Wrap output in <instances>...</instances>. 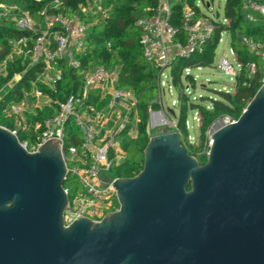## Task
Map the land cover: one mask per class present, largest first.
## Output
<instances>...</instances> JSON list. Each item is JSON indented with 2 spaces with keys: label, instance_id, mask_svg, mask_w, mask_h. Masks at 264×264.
Returning a JSON list of instances; mask_svg holds the SVG:
<instances>
[{
  "label": "water",
  "instance_id": "1",
  "mask_svg": "<svg viewBox=\"0 0 264 264\" xmlns=\"http://www.w3.org/2000/svg\"><path fill=\"white\" fill-rule=\"evenodd\" d=\"M210 137L201 164L159 129L141 171L114 179L118 209L67 223L60 139L30 151L0 125V264H264V84Z\"/></svg>",
  "mask_w": 264,
  "mask_h": 264
},
{
  "label": "trees",
  "instance_id": "2",
  "mask_svg": "<svg viewBox=\"0 0 264 264\" xmlns=\"http://www.w3.org/2000/svg\"><path fill=\"white\" fill-rule=\"evenodd\" d=\"M59 7H50L54 0H0L12 3L21 11H27L38 23L42 22L43 11L49 14L62 13L66 16L78 15L86 24L85 50L76 53L79 66H70L64 59L58 61L61 68V77L55 85L50 86L37 82L38 74L46 69L43 59L33 62L32 49L35 37L32 31L20 30L12 24H0V90L9 84L16 76L19 79L14 82L11 89L0 98V125L12 131H16L21 143H26L28 148L34 144L37 137L47 128V121L54 115L51 105L63 102L70 96L81 97L84 87L85 74L96 67L107 70H118L117 87L133 89L137 96V123L138 136L135 139L127 138L131 123L118 134L121 139L122 149L125 150V159L121 163H112L107 171L111 178L133 177L141 171L144 163V148L149 141L148 125L150 111L161 108L158 101H154L159 95L160 69L153 68L144 57L140 45V32L135 26V21L144 15L153 14L157 0H101V6L105 11H97L94 14L83 13L81 6L93 5L94 0H58ZM171 22L178 29L177 40L185 41L183 31L182 7L187 2L196 11L197 16L205 15L200 7L196 6L197 0H174ZM264 2V0H257ZM243 0H227L223 9V16L228 23L216 22V28L209 41L205 44L203 53L193 54L189 58L176 57L169 65L172 83L178 92L179 116L177 128L181 133L182 143L187 139L188 131L186 120L189 109L197 110L200 117L201 140L206 139L211 126L220 118L230 117L238 119L248 103L261 87L264 59L258 54L251 53L242 43L243 36H250L255 41L264 45V21L250 22L242 11ZM149 8V9H148ZM223 32L231 36V46L236 52L238 62L243 65L242 72L238 75L234 91L213 89L217 98L209 99L211 109L203 105L190 102L184 92L183 76L186 68L213 67L215 65L216 50ZM26 38V44L21 51L16 52L13 41ZM110 44V47H108ZM255 63L256 72L250 74L248 65ZM186 81L195 87V79L191 74H185ZM34 84L51 100L50 106L36 109L35 113L23 114L26 128L17 127V117H9L4 110L13 103L22 102L29 96ZM109 98L101 99L100 89H91L87 98L82 101L83 106L90 105L100 110L106 107ZM36 125H39L36 128ZM64 154L68 153L70 146L77 147L80 151L82 134L70 117L64 126ZM202 146L188 148L187 152L196 157L201 164L206 163L207 154L201 153ZM111 153L110 157H113ZM64 187L68 189V197L71 200L74 193L81 188L76 178L67 177ZM118 208V200H115Z\"/></svg>",
  "mask_w": 264,
  "mask_h": 264
},
{
  "label": "built area",
  "instance_id": "3",
  "mask_svg": "<svg viewBox=\"0 0 264 264\" xmlns=\"http://www.w3.org/2000/svg\"><path fill=\"white\" fill-rule=\"evenodd\" d=\"M212 1H196L197 7L206 6L207 15L202 16H197L195 9L187 2L183 4L184 42L177 40L178 29L171 22L174 0H157L153 14L141 16L135 21V26L140 32L139 41L144 57L153 68L160 69L159 92L163 71L168 69L173 59L176 57L189 58L193 54L203 53L205 44L214 33L216 22L228 23L224 16L222 19L221 17L216 19L219 11L214 7ZM59 4L58 0H54L49 6L57 8ZM86 9L83 13H87ZM94 9L95 6L90 5L87 10ZM98 10L102 11V8L100 7L96 11ZM242 11L245 18L250 22L256 21L257 17L264 18V2L243 0ZM3 22L12 24L17 29L33 32L35 37L32 49L33 62L43 59L46 64L45 71L38 74L37 82L50 86L55 85L61 77V68L58 66V61L61 59H64L70 66H79L75 54L85 50L84 40L87 24L78 15L49 14L44 9L42 22L38 23L31 17L29 12L21 11L17 6L0 5V24ZM224 34L227 33L223 32L221 34L219 45L223 43L222 36ZM241 41L249 52L256 53L264 59V45L261 42L255 41L250 36H243ZM24 44H26V38L12 42L16 52H20ZM108 47H110V44H108ZM228 51L229 53L224 50L217 65L230 77L231 82L236 83L243 65L238 62L236 52L232 46H229ZM248 68L250 74H255L257 69L255 63L249 64ZM196 69L201 70L203 67H197ZM185 73L193 75L192 68H186ZM117 77V70L110 71L101 66L87 72L84 78L82 96L72 95L63 102H57L56 106L51 105L54 109V115L47 121L46 130L37 137L36 142L29 148L26 143H23L28 150L35 151L48 139H60L63 158L67 166V175L70 178H76L81 185V188L74 193L73 198L69 199L65 212L67 223L80 216L100 221L106 213L118 209L115 206L117 193L112 186L115 178H106L104 174L107 173L112 163L119 162L118 158L123 154L121 139L118 134L126 125L130 123L132 125V122L137 127V122L133 121L132 115L135 114L134 119L138 118L136 108L138 100L133 89L117 87ZM261 82L264 84V69ZM95 88L100 89L101 99L109 98L108 105L100 110L94 106H83L82 104L89 91ZM29 96L41 97L47 95L42 93L34 84ZM158 97L161 99L160 93ZM4 113L9 117L15 115L17 117V127L26 128L24 113L19 107L15 105L7 107ZM157 114V112L154 113L152 117ZM197 114L199 117V113ZM70 117L73 118L75 125L82 134V150L70 146L68 153L64 154L63 130ZM225 119L226 124L237 120L230 117H225ZM198 120L200 122V117ZM38 127L39 125H36V128ZM176 131L180 132L178 129ZM130 134L128 132L129 136ZM182 145L187 150L191 144L189 143L188 146V141L185 140ZM111 153H113V157H110ZM66 192L68 193V189H66Z\"/></svg>",
  "mask_w": 264,
  "mask_h": 264
},
{
  "label": "rangeland",
  "instance_id": "4",
  "mask_svg": "<svg viewBox=\"0 0 264 264\" xmlns=\"http://www.w3.org/2000/svg\"><path fill=\"white\" fill-rule=\"evenodd\" d=\"M210 1V0H205ZM214 7L218 9L219 14L216 17V19L223 18V9L225 6V0H213ZM1 6H7V7H15L17 5L12 3H5L1 2ZM18 7V6H17ZM97 10V6H95L94 10L87 11L91 14H94ZM105 11V10H103ZM263 20L264 18L257 17V20ZM223 43L218 45V48L216 50V57H215V65L213 67H206L201 70H198L196 68L192 69L193 77L195 79V87H192L190 82L186 81L185 74L183 76V84H184V92L189 97L190 102L197 103L200 105L205 106L208 109H211V102L209 99L211 98H217V95L214 94L213 89L216 90H224V91H234L235 83L230 81V77L226 75L217 65L219 57L224 52L229 53L228 48L229 45H231V36L229 33L224 34L222 36ZM231 57V56H230ZM1 69H4V65L0 66ZM19 79V76H16L13 81H11L9 84L4 86L0 90V98L3 97L13 86L14 82H16ZM163 82V84H162ZM160 96L161 99H158L159 104L161 105V108L157 110V115L152 117L150 120L149 118V125H148V135L149 138L159 129H162L164 131L167 130H177V119L179 116V107H178V92L173 86L172 83V77L170 75V69H165L163 71V75L161 76V87H160ZM159 96V95H158ZM25 97V99L18 103H13L9 105L8 107H11L15 105L16 107H19V109L22 111V113H35L36 109H43L46 105V97H32L31 99ZM31 97V96H30ZM168 108H171L174 110L175 115H172ZM198 111L189 109L187 120H186V127L188 131L186 142L188 141L191 144L189 148L192 147H198L202 146L201 153H205L208 155L210 151L211 146V137H210V129L207 132L206 139L204 141L201 140L200 136V129H199V120H198ZM135 115V114H134ZM132 115V119L134 122H139L140 118L138 115V118L134 119L135 116ZM24 117V116H23ZM162 117L164 118V122ZM223 120H226L225 117L222 118ZM130 136L128 137L129 140L135 139L138 136V130L137 127H135L134 123L132 122V126L129 128ZM123 154L119 156L118 163H121L125 159V150L122 149ZM106 178L109 176L104 174Z\"/></svg>",
  "mask_w": 264,
  "mask_h": 264
},
{
  "label": "crops",
  "instance_id": "5",
  "mask_svg": "<svg viewBox=\"0 0 264 264\" xmlns=\"http://www.w3.org/2000/svg\"><path fill=\"white\" fill-rule=\"evenodd\" d=\"M93 5L94 6H97V9H99L100 7L102 8V6H101V0H94V2H93ZM92 5V6H93ZM206 7V6H205ZM205 7H202L201 9L203 10V12L205 13V15H207V11H206V9H205ZM88 9V6H81V10H82V12H84L85 11V9ZM86 9V12L88 11ZM99 11V10H98ZM102 11H103V8H102ZM97 12V11H96ZM87 13H90V12H87ZM86 14V13H85ZM229 46H231V45H229ZM2 65H4V64H2ZM117 72H118V70H117ZM41 97H43V96H41ZM44 97H46L47 99V101H46V105L45 106H50L51 105V100H50V98L48 97V96H44ZM126 155V154H125Z\"/></svg>",
  "mask_w": 264,
  "mask_h": 264
}]
</instances>
